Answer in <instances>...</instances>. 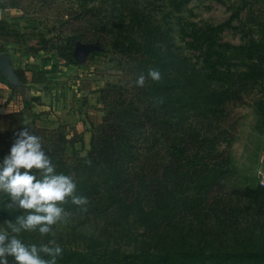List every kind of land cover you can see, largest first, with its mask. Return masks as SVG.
<instances>
[{
  "label": "trees",
  "instance_id": "16d2710c",
  "mask_svg": "<svg viewBox=\"0 0 264 264\" xmlns=\"http://www.w3.org/2000/svg\"><path fill=\"white\" fill-rule=\"evenodd\" d=\"M159 1L169 9L159 24L150 23L139 11V0H84L77 2V10L68 3L61 16L67 20L59 23L75 25L71 34L63 36L58 27L50 31L54 44L41 33L34 44L24 47L33 59L54 51L69 65H77L73 49L78 43L111 45L130 58L131 78L100 92L105 118L93 128L84 156L75 153L68 158L65 150L74 142L62 132L36 127L33 118L26 123L21 112L0 114V134L1 129L8 134L9 125L3 122L8 119L16 128L13 140L27 126L40 137L56 173L72 176L77 195L88 200L87 212L70 200L63 205L70 215L95 224V229L82 248L57 242L63 249L57 264H264V188L221 192L231 171L228 149L233 137L227 122L233 107L244 105L246 93L258 90L263 96L256 111L264 125V38L241 45L220 42L219 35L232 27L233 15L215 26L176 19L178 29L173 30L170 16L180 14L190 0ZM54 4L53 0L50 5ZM6 5L25 10L20 0H0V10ZM99 14L107 24L112 22L107 30L110 43L100 37L104 27L99 36L90 35ZM174 31L182 47L172 36ZM1 39L21 41L23 35L0 19ZM153 68L162 79L136 87L137 77ZM16 76L25 81L21 72ZM45 78L40 71L31 83H43ZM158 97L163 98L162 105L156 103ZM9 151L7 140L0 137V162ZM232 195L238 202L239 196L259 205V214L250 215L243 227L231 218ZM6 200L0 193V228L21 214L6 209ZM216 225L226 231L213 233ZM112 236L122 241L111 247ZM20 238L29 244L48 242V236L38 232L22 233Z\"/></svg>",
  "mask_w": 264,
  "mask_h": 264
},
{
  "label": "rangeland",
  "instance_id": "374dc122",
  "mask_svg": "<svg viewBox=\"0 0 264 264\" xmlns=\"http://www.w3.org/2000/svg\"><path fill=\"white\" fill-rule=\"evenodd\" d=\"M20 0L23 11L6 7L0 10V19H3L14 27L23 39H1L0 54L8 58L15 74L21 72L25 81L18 84H10L0 74V114L21 112L29 122L35 120L36 127L62 132L65 138L74 142L73 146H67L65 152L68 158L73 154L84 156L89 148L90 135L95 126L104 121V108L102 104L103 90L114 86L124 85L131 78L129 73V57L121 48L108 46L96 48L89 46V50L81 62L77 65H69L59 59L54 51L41 55L37 59L31 58L25 51L26 45L34 44L36 35L43 33L46 38L52 39L50 31L58 30L63 36L71 34L69 31L75 25H61L63 8L71 4L74 10L79 1L84 0ZM77 3V4H76ZM141 12H144L150 23H163L169 9L159 0H139ZM87 5H92L90 2ZM97 5V3L95 4ZM98 6V5H97ZM96 6V7H97ZM99 14L94 27L90 26V35L96 37L100 34L106 42L112 40L107 30L112 22ZM231 28L224 29L219 35L220 42L230 45H241L251 39L264 38V0H190L188 5L178 15H171L173 30L178 29L176 19L185 23H194L198 26H215L226 22L231 16ZM65 21L67 20L64 17ZM62 19V20H64ZM70 21V20H69ZM177 31L172 33L177 45L182 47ZM42 71L45 82L32 84L31 79ZM19 80V79H18ZM263 96L258 90L246 93L244 105L233 107V113L227 126L231 127L232 142L228 149L231 171L222 181V194H231L234 190L259 187L257 184V172L264 165V125L260 123V116L256 111V103ZM32 105L31 110L25 104ZM15 121V120H14ZM8 127V134L1 129V139L7 140V146L11 148L14 142L15 126L10 125L13 119L3 121ZM71 146V145H70ZM221 147H225L222 144ZM237 198L232 195L229 207L233 213L232 219L241 222L242 226L249 224L250 215L259 214V205L244 197ZM249 209L251 211H249ZM226 218V217H225ZM224 218V220H225ZM245 220V221H244ZM249 221V222H248ZM95 224L78 219L75 215H69L67 223H58L53 226L54 239L69 248H82L85 239L93 236ZM226 229L220 225L213 227V233L221 235ZM113 237V238H112ZM110 237L111 247L120 243L119 238ZM47 238H41L40 241ZM53 239L48 236V241ZM105 239V238H104Z\"/></svg>",
  "mask_w": 264,
  "mask_h": 264
},
{
  "label": "clouds",
  "instance_id": "9594fccd",
  "mask_svg": "<svg viewBox=\"0 0 264 264\" xmlns=\"http://www.w3.org/2000/svg\"><path fill=\"white\" fill-rule=\"evenodd\" d=\"M149 79L159 82L160 71L153 68L147 75L140 74L135 86L144 87ZM156 103L162 105L163 98H156ZM0 193L7 197L6 209L21 213L0 228V264H9V257L13 264H57L63 249L54 239L53 226L67 223L70 215L63 205L70 200L81 212H87L88 200L77 195L72 176L56 173L40 137L27 126L16 133L9 153L0 162ZM25 232L53 239L45 244H29L20 238Z\"/></svg>",
  "mask_w": 264,
  "mask_h": 264
},
{
  "label": "water",
  "instance_id": "95a60500",
  "mask_svg": "<svg viewBox=\"0 0 264 264\" xmlns=\"http://www.w3.org/2000/svg\"><path fill=\"white\" fill-rule=\"evenodd\" d=\"M89 47L78 43L73 49V58L76 62H81L86 55ZM0 74L4 77L10 84H18L19 80L14 73L12 66L5 54H0Z\"/></svg>",
  "mask_w": 264,
  "mask_h": 264
},
{
  "label": "built area",
  "instance_id": "2783aa9c",
  "mask_svg": "<svg viewBox=\"0 0 264 264\" xmlns=\"http://www.w3.org/2000/svg\"><path fill=\"white\" fill-rule=\"evenodd\" d=\"M257 183L264 188V165L257 172Z\"/></svg>",
  "mask_w": 264,
  "mask_h": 264
},
{
  "label": "crops",
  "instance_id": "0c3cea01",
  "mask_svg": "<svg viewBox=\"0 0 264 264\" xmlns=\"http://www.w3.org/2000/svg\"><path fill=\"white\" fill-rule=\"evenodd\" d=\"M262 167V166H261Z\"/></svg>",
  "mask_w": 264,
  "mask_h": 264
}]
</instances>
